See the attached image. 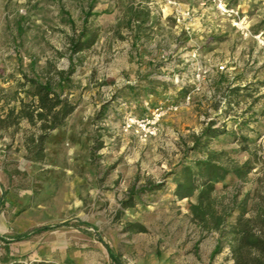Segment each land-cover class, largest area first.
Segmentation results:
<instances>
[{"label":"rangeland","instance_id":"rangeland-1","mask_svg":"<svg viewBox=\"0 0 264 264\" xmlns=\"http://www.w3.org/2000/svg\"><path fill=\"white\" fill-rule=\"evenodd\" d=\"M141 1L0 0V105L17 95L28 99L24 75L40 80L48 63L67 69L70 61L68 91L76 103L50 132L42 162L25 157L21 133L0 137V236L69 221L21 241L0 239V264H114L102 241L123 264H232L225 244L210 257L217 233L191 220L189 200L173 194L174 179L182 164L205 156L191 147L212 122L219 133L208 148L238 162L250 158L253 167L243 180L229 175L217 183V195L223 202L247 196L248 208L263 200L264 46L211 6L203 7L210 12L203 31L188 32L198 0H178L192 14L180 23L160 4V14H150ZM246 13L252 33L264 37V0ZM85 16L97 37L70 56L69 39ZM196 61L212 65L206 81H192ZM218 62L225 72L215 70ZM155 107L166 111L154 135L125 127L129 117ZM147 180L164 184L136 195L134 206L118 214L130 186ZM127 222L146 230L129 233Z\"/></svg>","mask_w":264,"mask_h":264},{"label":"trees","instance_id":"trees-1","mask_svg":"<svg viewBox=\"0 0 264 264\" xmlns=\"http://www.w3.org/2000/svg\"><path fill=\"white\" fill-rule=\"evenodd\" d=\"M86 17L78 34L72 35L69 39L70 56L90 48L95 42L97 33L88 30ZM73 73L72 61L69 62L67 69H56L48 63L40 71V80L24 75L25 83L28 82L32 87L27 93V100L17 95L13 100L9 99L0 105V137L8 136L14 140L15 135L21 133L20 139L26 151L25 157L30 161L45 160V141L50 132L62 126L76 108V103L70 99L68 91ZM23 122L27 123L28 127H23ZM211 125L212 122L199 135L194 136L191 147L194 149L199 147L205 156L195 160L192 165H181L175 175L173 194L179 200H189L191 220L198 227L206 232L217 233L210 257L220 252L225 244L229 249L232 264H264V197L257 206L248 208L247 196L238 202L235 198L223 202L217 195L216 187L217 183L225 181L229 175L241 180L245 179L253 168L252 161L248 158L238 162L228 157L223 150L209 149L208 141L219 133L218 129ZM98 147H100L99 144L94 148ZM163 184L147 180L141 186L131 185L125 197L119 202L118 214H121L123 209L134 206L136 195L160 189ZM192 198H194L193 201H191ZM1 202L0 199V207ZM235 212L237 215L231 221L230 217ZM68 224L67 220L57 224L40 225L10 238L1 235L0 239L21 241ZM123 228L129 233L146 230L138 222H127ZM102 243L112 262L123 264L120 256L107 243L103 241ZM1 264L19 263L4 260ZM30 264L45 263L31 262Z\"/></svg>","mask_w":264,"mask_h":264},{"label":"built area","instance_id":"built-area-1","mask_svg":"<svg viewBox=\"0 0 264 264\" xmlns=\"http://www.w3.org/2000/svg\"><path fill=\"white\" fill-rule=\"evenodd\" d=\"M162 8L171 7L172 16L177 23L191 17L189 9L184 10L178 0H158ZM199 7L211 6L218 14L226 19L232 27L243 37L252 36L260 45L264 46L263 32L253 34L251 31V21L249 15L242 8V0H198ZM163 10V9H162ZM192 60H197V53L192 51L190 54ZM215 70L225 72L227 70L225 63L218 62L214 64ZM212 65L208 67L196 61L192 81L200 83L209 78ZM189 99V97H187ZM163 107L151 109L148 115L144 117H129L125 122V127L136 125L141 136L150 137L157 132L158 123L165 114Z\"/></svg>","mask_w":264,"mask_h":264},{"label":"crops","instance_id":"crops-1","mask_svg":"<svg viewBox=\"0 0 264 264\" xmlns=\"http://www.w3.org/2000/svg\"><path fill=\"white\" fill-rule=\"evenodd\" d=\"M195 2H197V0H195ZM242 8L244 11H248V10H252L253 7H255V4L256 3H259V0H242ZM141 4H142V8L146 11H148L150 14H154V13H158L160 14V11L157 10L158 7V4L159 1L158 0H155V2H152V1H146V0H143L141 1ZM157 5V7H156ZM197 6V4H196ZM197 11H200L201 13H199V16L198 17H195V14L197 13ZM193 18H191V21H192V24H191V29H189L190 31L188 32H192V34H200V32L203 31V28L206 27V20H210V12L207 11V9H204L202 7H195L193 8ZM209 12V13H208ZM172 13V8L171 7H167V8H164L163 9V14L165 16H170ZM197 16V15H196ZM205 17V18H203ZM200 20H202V22L204 24L201 25V22Z\"/></svg>","mask_w":264,"mask_h":264}]
</instances>
